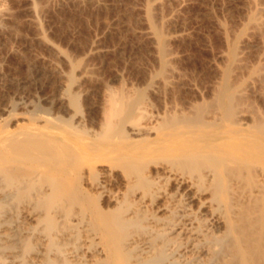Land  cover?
I'll return each instance as SVG.
<instances>
[{"label":"rangeland","instance_id":"rangeland-1","mask_svg":"<svg viewBox=\"0 0 264 264\" xmlns=\"http://www.w3.org/2000/svg\"><path fill=\"white\" fill-rule=\"evenodd\" d=\"M226 77L228 90L223 89ZM73 93L80 107L71 102ZM111 95L135 100L134 115L146 111L140 121L148 125L196 112L214 125H225L232 112L233 122L264 121V0H0V117L12 113L3 110L7 105L15 110L9 116L14 127L31 117L43 123L51 114L99 128ZM135 121H127V127ZM118 159L113 154L105 164ZM232 165L229 171L221 167L227 170L228 193L217 204L225 221L213 224L211 215L203 214L204 226L223 240L202 255L208 264H245L242 247L257 264L255 244L264 242V221L255 205L259 181L251 171L259 165L247 170ZM180 169L195 178L200 171L210 173L207 163ZM210 178L200 186L208 199L215 192ZM161 180L164 191L174 190V181ZM118 184L109 186L125 189ZM231 218L245 225L244 239L239 230L227 231Z\"/></svg>","mask_w":264,"mask_h":264},{"label":"bare ground","instance_id":"bare-ground-1","mask_svg":"<svg viewBox=\"0 0 264 264\" xmlns=\"http://www.w3.org/2000/svg\"><path fill=\"white\" fill-rule=\"evenodd\" d=\"M229 82L226 77L224 90ZM110 98L99 128L51 114L43 123L31 117L14 127L9 118L14 109L3 107L12 113L0 117V264H208L202 253L223 237L213 236L205 218L209 213L213 224L225 221L217 203L228 193L224 177L233 163L242 169L259 165L251 172L259 181L255 205L264 221L263 119L233 122L232 112L225 125H214L196 112L148 125L140 121L146 111L134 115L135 100ZM70 100L79 106L76 94ZM132 120L139 122L128 128ZM113 154L120 159L105 164ZM225 158L233 162L224 164L226 171L220 167ZM161 159L172 164H160ZM204 163L210 173L201 169L196 178L179 170ZM209 177L215 180L211 199L200 195ZM161 178L174 181V190L164 191ZM112 182L125 189H112ZM225 211L230 217V208ZM234 219L227 231L239 230L242 240L245 225ZM255 245L260 263L264 242ZM194 251L200 254L193 258ZM239 253L251 264L248 251L241 247Z\"/></svg>","mask_w":264,"mask_h":264}]
</instances>
